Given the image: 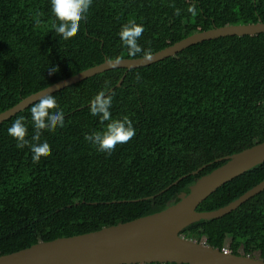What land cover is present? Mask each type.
<instances>
[{
    "label": "trees",
    "instance_id": "obj_1",
    "mask_svg": "<svg viewBox=\"0 0 264 264\" xmlns=\"http://www.w3.org/2000/svg\"><path fill=\"white\" fill-rule=\"evenodd\" d=\"M53 20L51 0H0V113L105 61L143 58L129 57L120 42L129 21L143 25L139 44L152 55L195 33L264 23V0H93L67 40L54 32ZM125 71L108 70L52 94L65 124L41 130L50 151L36 163L29 147L17 148L7 133L24 118L31 142L33 104L0 124V256L158 213L225 157L264 142V33L190 46L128 71L117 87ZM105 81L112 118L127 117L136 129L111 155L85 140L109 123L89 111ZM263 180L264 162L218 188L196 211L225 207ZM180 236L234 255L259 253L264 261V191Z\"/></svg>",
    "mask_w": 264,
    "mask_h": 264
},
{
    "label": "water",
    "instance_id": "obj_2",
    "mask_svg": "<svg viewBox=\"0 0 264 264\" xmlns=\"http://www.w3.org/2000/svg\"><path fill=\"white\" fill-rule=\"evenodd\" d=\"M263 33L264 23L261 22L213 28L195 33L152 54L150 61L144 58L105 61L45 89L54 94L108 70L125 69L117 84L119 87L128 71L162 61L190 46L222 37H253ZM45 89L0 113V124L36 103ZM224 159L225 164L196 180L187 195L181 194L176 204L158 213L95 232L40 242L0 256V264H264L259 253L253 257L234 255L208 246L205 241L180 236L181 231L190 225L200 220L219 219L264 191L263 180L225 207L211 212H197V207L218 188L264 162V142ZM199 170L192 174L196 175Z\"/></svg>",
    "mask_w": 264,
    "mask_h": 264
},
{
    "label": "clouds",
    "instance_id": "obj_3",
    "mask_svg": "<svg viewBox=\"0 0 264 264\" xmlns=\"http://www.w3.org/2000/svg\"><path fill=\"white\" fill-rule=\"evenodd\" d=\"M92 3L93 0H51V12L54 17L51 27L54 32L64 40L75 35L80 30L81 21L87 19V13ZM172 6L174 7V5ZM188 11L195 15V4H192ZM175 14L179 15L180 10L176 9ZM143 32V25L129 21L121 27L119 39L123 47L126 48L129 57L142 55L145 61H150L152 59L151 51L143 49L139 44ZM48 70L50 75L56 72L55 67H50ZM136 78L139 80L140 76L137 75ZM109 89L110 84L105 81L104 89L99 91L89 104L90 115L98 117L102 123L106 121L109 123L101 131H94L85 136V140L97 151L107 155H111L117 145L128 143L136 135V129L130 119L127 117L112 118L110 109L113 106V95L110 94ZM64 116V111L57 106L55 95L49 94L45 89L40 94V99L31 107V120L34 126L31 142L25 139L28 130L24 118L16 119L7 129V133L16 140L17 148L29 147L31 159L33 163H36L50 151L47 140H41V130L53 131L63 128Z\"/></svg>",
    "mask_w": 264,
    "mask_h": 264
},
{
    "label": "rangeland",
    "instance_id": "obj_4",
    "mask_svg": "<svg viewBox=\"0 0 264 264\" xmlns=\"http://www.w3.org/2000/svg\"><path fill=\"white\" fill-rule=\"evenodd\" d=\"M228 244H229V242H227V243H226V245H228ZM225 250H226L227 252H229V250H228V249H226V248H225Z\"/></svg>",
    "mask_w": 264,
    "mask_h": 264
},
{
    "label": "built area",
    "instance_id": "obj_5",
    "mask_svg": "<svg viewBox=\"0 0 264 264\" xmlns=\"http://www.w3.org/2000/svg\"><path fill=\"white\" fill-rule=\"evenodd\" d=\"M223 251L227 252L225 249H223Z\"/></svg>",
    "mask_w": 264,
    "mask_h": 264
}]
</instances>
